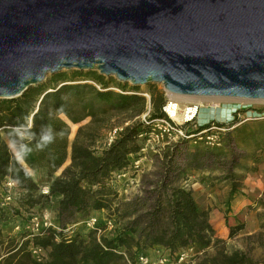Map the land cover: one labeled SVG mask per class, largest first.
<instances>
[{
	"label": "trees",
	"instance_id": "obj_1",
	"mask_svg": "<svg viewBox=\"0 0 264 264\" xmlns=\"http://www.w3.org/2000/svg\"><path fill=\"white\" fill-rule=\"evenodd\" d=\"M148 86L150 100L140 93V87L115 77L70 70L51 75L19 98L0 99V194L8 181L15 182L19 191L17 208L1 209L0 222L9 223L11 214L21 216L24 224L27 220L22 212L43 210L50 199H57L56 228H43L32 237L22 230L8 243L0 264H129L139 254L157 248L175 257L182 249L205 248L215 240L209 210L172 176L179 170L174 162L178 144L164 151L163 177L144 191V197L134 200L119 199L112 180L140 157L139 135L146 125L135 122L110 147H96L115 113L135 119L150 106L151 119L166 117L164 92ZM88 118L91 122L79 127L70 151V124L80 125ZM208 127H190L187 135H197ZM44 135L51 136L52 142L43 144ZM68 161L52 180L49 192L43 193L30 171L44 169L53 177ZM236 189L237 185L232 192ZM98 211L110 214L116 234L102 236L99 226L86 235L67 233L80 219ZM243 230L242 224L230 227L229 238ZM219 246L216 243V253L205 255L198 264H258L246 251L228 253ZM33 248L41 249L43 256H35Z\"/></svg>",
	"mask_w": 264,
	"mask_h": 264
},
{
	"label": "water",
	"instance_id": "obj_2",
	"mask_svg": "<svg viewBox=\"0 0 264 264\" xmlns=\"http://www.w3.org/2000/svg\"><path fill=\"white\" fill-rule=\"evenodd\" d=\"M70 70L264 101V0H0V99Z\"/></svg>",
	"mask_w": 264,
	"mask_h": 264
},
{
	"label": "rangeland",
	"instance_id": "obj_3",
	"mask_svg": "<svg viewBox=\"0 0 264 264\" xmlns=\"http://www.w3.org/2000/svg\"><path fill=\"white\" fill-rule=\"evenodd\" d=\"M49 77L50 76H48V78ZM152 85L156 86L159 91L164 92L165 97L170 99L163 84ZM139 87L141 88V94L149 93L148 85ZM172 102L176 108L194 105L192 103H181L176 100H172ZM237 103L238 102L221 101L220 105L222 108L219 109H215L212 105H205L196 120L195 124L198 127L204 125L210 126L212 123L224 127L225 131L218 134L220 140L219 146H208L205 143L196 144L194 139H176L173 140L169 146H159L156 148L155 152L150 151L146 158L142 159L140 154V157L135 159L129 168L115 173L112 181L118 191L119 199L134 200L138 197H144V191L151 189L154 183L164 175V166L166 162L164 151L168 148L170 150L174 149L177 144V156L174 162L179 170L172 176L176 179L178 186H182L195 193L203 189V186L200 184L205 183V181H207V183L213 181L218 186H221V188H233L235 185L239 186L241 181L246 177V174L255 170L263 161L264 120H251L242 124L231 123L228 122L231 118L230 113L231 110L236 107L239 109H257L264 111V103ZM147 114L151 116L150 106L146 112L135 119H130L127 115L113 114L107 127L102 130L101 138L97 142V149L103 147L105 139L112 129L116 127H125L126 129L135 122L143 123L142 119ZM90 122L91 119L88 118L80 125L70 124V151L79 127L87 125ZM2 135L6 138L5 134L2 133ZM137 160H141V163L139 168L135 169L133 165ZM69 164L70 161H68L53 177H49L44 169L30 171L31 176L35 183L43 189V193L44 191L49 192V186L52 183V180L58 177ZM206 185L207 184H205V186ZM207 186L204 189L208 190ZM206 195L207 194H204L205 197ZM199 199L198 202L202 204L203 201ZM56 209L57 199L52 198L46 204L45 209L38 211L37 208L36 212L39 215H43L47 212L53 223H55ZM250 210L254 213L253 217H249L250 219L248 218L246 220L243 218L239 219L240 224L244 225V228L246 227L254 230L250 234H245L244 231H241L235 238L230 240L229 238H215V240H212L211 244L205 248L198 245L190 246L187 248L188 258L181 263H178L177 258L179 252L175 254V257L170 256L169 253H164V251L163 253L170 256L171 264H198L205 255L215 254L217 251L215 244L219 243V248L226 250L228 253H232L236 250L246 251L258 264H264V197L251 206ZM9 217V223L0 222L1 253L6 252V249H8V243L13 237L17 236L14 234V224L20 222V218L12 216L11 214ZM110 217L111 216L107 211L93 212L88 219H80L78 223L71 226L67 233L76 231L83 235L88 234L93 228L88 226L87 223L89 220L96 218L99 223L98 226L102 229L99 234L111 237L116 234L115 229H117V225L113 219H110ZM109 221H112L113 226L109 225ZM157 250L159 249L150 250L147 254L156 258L158 256Z\"/></svg>",
	"mask_w": 264,
	"mask_h": 264
},
{
	"label": "built area",
	"instance_id": "obj_4",
	"mask_svg": "<svg viewBox=\"0 0 264 264\" xmlns=\"http://www.w3.org/2000/svg\"><path fill=\"white\" fill-rule=\"evenodd\" d=\"M146 99L150 100V93L143 94ZM171 104V101L166 98V104L163 107L166 117L151 119L149 114L145 115L142 119L143 123L146 125V130L139 135V140L141 142L140 154L142 159L146 158L147 154L150 151H156V148L159 146H169L173 140L176 139H194L195 143H205L208 146H219L220 140L218 134L224 132V127L215 125L212 123L207 129H204L202 132L197 135L188 136L187 131L190 127L197 128L195 124L196 120L200 114L201 108H198L197 112L190 119L185 120L183 123L175 122L166 111V107ZM231 118L228 122L242 124L251 120H264V111L257 109H239L233 108L230 113ZM128 125V124H126ZM125 127H116L112 129L104 142L102 148L110 147L124 132ZM141 160L134 162L133 167L138 169L140 166ZM44 193H48L44 191ZM19 198V191L17 190V184L13 181H8L3 185L2 193L0 194V210L8 212L9 207L17 208L16 200ZM25 221L24 224L21 222H16L14 224V234L19 235L22 230L28 231L30 233L29 237H32L34 234H37L43 228L54 227L56 228L55 223L50 218V215L46 212L43 215H39L36 212V209L31 210L27 214L22 212ZM21 218V216H16ZM98 220L96 218L88 221L87 225L93 229H97ZM109 225L113 226L112 221H109ZM99 229V233H101ZM33 253L37 257L43 256V251L38 248H33ZM158 256L153 258L148 254H139L136 258V261L132 263L128 261L129 264H171V258L169 255L164 254L162 250H157ZM5 252H0V262L6 256ZM178 263L183 262L188 258L187 249H182L177 255Z\"/></svg>",
	"mask_w": 264,
	"mask_h": 264
},
{
	"label": "crops",
	"instance_id": "obj_5",
	"mask_svg": "<svg viewBox=\"0 0 264 264\" xmlns=\"http://www.w3.org/2000/svg\"><path fill=\"white\" fill-rule=\"evenodd\" d=\"M262 157L263 161L255 170L246 174L235 191L232 192L231 187L221 188L213 181L211 183L205 181L200 184L203 186L201 191L193 192V195H198L194 196L197 201L199 198L203 201L200 205L209 210L210 222L216 233L215 238H229L230 227L239 225L240 218L246 220L253 217L254 213L251 212L250 207L264 197V153ZM205 184L208 185H206L208 190L204 189ZM204 194L208 196L205 197ZM243 231L245 234H250L254 230L245 227ZM161 250L168 253L165 249Z\"/></svg>",
	"mask_w": 264,
	"mask_h": 264
},
{
	"label": "bare ground",
	"instance_id": "obj_6",
	"mask_svg": "<svg viewBox=\"0 0 264 264\" xmlns=\"http://www.w3.org/2000/svg\"><path fill=\"white\" fill-rule=\"evenodd\" d=\"M169 96L171 104L166 107V111L168 112L169 116L177 123H183L185 120L190 119L193 115L197 112L198 108H201L200 113L205 105L214 106L215 109L222 108L220 105L221 101H232L240 103H264V101H248V100H241V99H221V98H200V97H190V96H181L177 94H173L170 92H166ZM176 100L181 103H192L194 105L183 106V108H176L173 105L172 100ZM213 108V109H214ZM212 109V108H211ZM179 111V112H177Z\"/></svg>",
	"mask_w": 264,
	"mask_h": 264
},
{
	"label": "clouds",
	"instance_id": "obj_7",
	"mask_svg": "<svg viewBox=\"0 0 264 264\" xmlns=\"http://www.w3.org/2000/svg\"><path fill=\"white\" fill-rule=\"evenodd\" d=\"M52 140H53V138H52L51 136H49V135H44V136L41 137V142H42L43 144H45V145H46L47 143H51Z\"/></svg>",
	"mask_w": 264,
	"mask_h": 264
}]
</instances>
